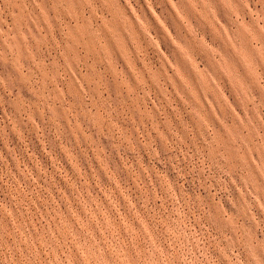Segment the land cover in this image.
Masks as SVG:
<instances>
[{
  "label": "rangeland",
  "instance_id": "obj_1",
  "mask_svg": "<svg viewBox=\"0 0 264 264\" xmlns=\"http://www.w3.org/2000/svg\"><path fill=\"white\" fill-rule=\"evenodd\" d=\"M0 264H264V0H0Z\"/></svg>",
  "mask_w": 264,
  "mask_h": 264
}]
</instances>
